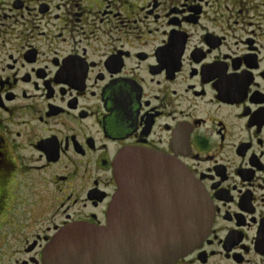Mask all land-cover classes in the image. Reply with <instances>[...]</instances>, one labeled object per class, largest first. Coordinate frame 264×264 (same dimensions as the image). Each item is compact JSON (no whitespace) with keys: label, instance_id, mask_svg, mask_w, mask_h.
<instances>
[{"label":"flooded vegetation","instance_id":"1","mask_svg":"<svg viewBox=\"0 0 264 264\" xmlns=\"http://www.w3.org/2000/svg\"><path fill=\"white\" fill-rule=\"evenodd\" d=\"M126 149L189 169L212 204L175 264H264V0H0V264L105 227ZM151 167L139 199L169 205Z\"/></svg>","mask_w":264,"mask_h":264},{"label":"water","instance_id":"2","mask_svg":"<svg viewBox=\"0 0 264 264\" xmlns=\"http://www.w3.org/2000/svg\"><path fill=\"white\" fill-rule=\"evenodd\" d=\"M147 164L152 166V187L158 181L170 187L169 205L150 209L139 199L147 184L137 181ZM113 167L118 191L107 211V225L62 231L47 246L45 264H175L209 236L212 204L189 169L143 149L124 150ZM156 207L162 209L160 215Z\"/></svg>","mask_w":264,"mask_h":264},{"label":"rangeland","instance_id":"3","mask_svg":"<svg viewBox=\"0 0 264 264\" xmlns=\"http://www.w3.org/2000/svg\"><path fill=\"white\" fill-rule=\"evenodd\" d=\"M43 185L47 186L45 183ZM47 187H49V186H47ZM45 192H46V194L48 193V191H45Z\"/></svg>","mask_w":264,"mask_h":264}]
</instances>
